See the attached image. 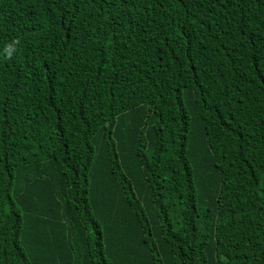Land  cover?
<instances>
[{
  "label": "trees",
  "instance_id": "obj_1",
  "mask_svg": "<svg viewBox=\"0 0 264 264\" xmlns=\"http://www.w3.org/2000/svg\"><path fill=\"white\" fill-rule=\"evenodd\" d=\"M0 264H264V0H0Z\"/></svg>",
  "mask_w": 264,
  "mask_h": 264
}]
</instances>
